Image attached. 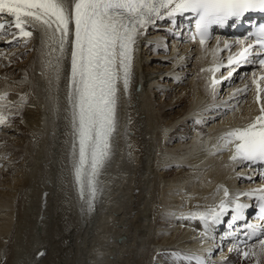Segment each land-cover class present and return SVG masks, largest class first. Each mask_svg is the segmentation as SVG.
<instances>
[{
	"label": "bare ground",
	"instance_id": "obj_1",
	"mask_svg": "<svg viewBox=\"0 0 264 264\" xmlns=\"http://www.w3.org/2000/svg\"><path fill=\"white\" fill-rule=\"evenodd\" d=\"M26 28L30 38L14 39L18 30L10 26L0 38V95L6 97L0 113L7 117L0 125V264H264V238L226 249L213 239L205 250L196 230L199 214L214 205L218 181L238 193L257 192L256 176L246 180L243 164L230 159L235 144L222 137L257 116L264 82L258 92L250 67L213 93L200 70L214 62L225 68L238 46L232 36L190 46L165 16L138 37L129 88L119 85L113 158L103 167L112 179L105 181L101 170L90 208L72 154L71 35L57 79L48 61L56 64L58 45L44 26ZM28 195L36 197L29 222Z\"/></svg>",
	"mask_w": 264,
	"mask_h": 264
},
{
	"label": "snow or ice",
	"instance_id": "obj_2",
	"mask_svg": "<svg viewBox=\"0 0 264 264\" xmlns=\"http://www.w3.org/2000/svg\"><path fill=\"white\" fill-rule=\"evenodd\" d=\"M254 10L264 11V0H0V14L12 18L0 23V32L10 26L18 30L11 33L14 39L30 38L33 32L26 26L40 24L50 34L48 38L58 45V49H52L60 53L55 58L56 64L48 61L49 67L56 68L57 79L60 60L71 35L67 99L76 137L72 154L78 157L74 167L79 193L84 197L87 191L90 208L100 191L98 177L110 155L111 138L116 131L119 85L122 82L125 91L129 88L138 37L157 19L190 12L198 16L196 33L203 45L212 25H223L230 18H240ZM260 33L264 36V28ZM257 42L264 48V39ZM251 48L249 45L240 52L239 58L245 59ZM233 62L229 58V63ZM259 63L264 65V59ZM261 79L264 80V76ZM5 98L0 95V100ZM6 121L7 117L0 113V125ZM222 139L226 140V145L235 144L233 160L264 161V105L260 107V115L247 125L229 131ZM244 207L236 205L238 211ZM220 208L225 209L224 202ZM208 215L215 221L220 213L199 214V218L207 222ZM260 245L264 251V240ZM248 254L243 253L245 257Z\"/></svg>",
	"mask_w": 264,
	"mask_h": 264
},
{
	"label": "rangeland",
	"instance_id": "obj_3",
	"mask_svg": "<svg viewBox=\"0 0 264 264\" xmlns=\"http://www.w3.org/2000/svg\"><path fill=\"white\" fill-rule=\"evenodd\" d=\"M168 48H169V47H168ZM167 51L169 52L170 50L167 49ZM151 52H152V51H151ZM168 52H167V53H168ZM152 54H153V52H152ZM25 56H26V54H25ZM163 96H164V95H163ZM170 97H171V96H170ZM159 101H162V100H159V98H157V102H159ZM161 103H163V102H161ZM8 158H9V157H8ZM31 195H32V194H31ZM31 195H30V196H31ZM26 196H27V195H25V196L23 197V199H26V198H25ZM28 198H30V199L32 198V199H31L32 201H31L30 199H28ZM28 200H29V201H28ZM34 200H36V197H35V198H34L33 196L29 197V195H28L27 200H26L27 213L29 214V215L27 216V217H28V220H27L28 222H29L30 219L32 218L31 216H32V212H33V210L35 211V209H36V208H35V202H34ZM27 201H28V202H27ZM30 201H31V202H30ZM24 203H25V200H24ZM27 203H28V204H27ZM31 203H32L33 205H32ZM30 204H31V205H30ZM29 206H31L32 208L29 207ZM29 212H30V213H29ZM26 243H27V241L24 243V245H25ZM21 247H24V246L21 245ZM24 248H26V246H25ZM24 248H22V253H23V255H25V253L27 252V249H24ZM23 250H24V252H23ZM25 250H26V251H25ZM8 260H9V259H8ZM260 261H261V259H259L258 264H261V263H259ZM7 262H8V261H5V260H4V261H3V264H4V263H5V264H8L9 262H8V263H7ZM233 264H235V263H233Z\"/></svg>",
	"mask_w": 264,
	"mask_h": 264
}]
</instances>
